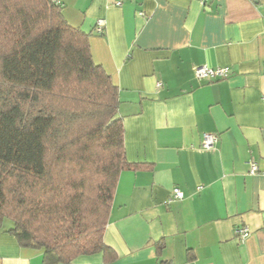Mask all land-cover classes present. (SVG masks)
I'll list each match as a JSON object with an SVG mask.
<instances>
[{
    "label": "crops",
    "instance_id": "obj_1",
    "mask_svg": "<svg viewBox=\"0 0 264 264\" xmlns=\"http://www.w3.org/2000/svg\"><path fill=\"white\" fill-rule=\"evenodd\" d=\"M57 1L118 88L127 161L146 166L119 176L107 264H264V0ZM199 66L228 75L199 80ZM204 133L218 139L209 151ZM10 227L0 264H43ZM74 264H104L103 255Z\"/></svg>",
    "mask_w": 264,
    "mask_h": 264
},
{
    "label": "trees",
    "instance_id": "obj_2",
    "mask_svg": "<svg viewBox=\"0 0 264 264\" xmlns=\"http://www.w3.org/2000/svg\"><path fill=\"white\" fill-rule=\"evenodd\" d=\"M57 0H0V231L43 264L101 253L129 163L118 88Z\"/></svg>",
    "mask_w": 264,
    "mask_h": 264
},
{
    "label": "built area",
    "instance_id": "obj_3",
    "mask_svg": "<svg viewBox=\"0 0 264 264\" xmlns=\"http://www.w3.org/2000/svg\"><path fill=\"white\" fill-rule=\"evenodd\" d=\"M201 3L204 4V0H200ZM56 3H59L58 1H55ZM120 5V3H119ZM105 26V21L100 19L96 23L95 31L97 33H101L103 31V28ZM194 76L196 79L199 80H222L225 79L228 75V70L226 68H208L206 66H199L194 68ZM218 139L217 136L211 133H204L202 136V144L201 148L203 150L209 151L211 150L214 145L217 143ZM259 170L255 164H250V174H255ZM174 198L175 199H182L183 198V192L179 189H175L174 192ZM237 235L240 240L245 239L248 236V229L247 228H239L237 230Z\"/></svg>",
    "mask_w": 264,
    "mask_h": 264
},
{
    "label": "rangeland",
    "instance_id": "obj_4",
    "mask_svg": "<svg viewBox=\"0 0 264 264\" xmlns=\"http://www.w3.org/2000/svg\"><path fill=\"white\" fill-rule=\"evenodd\" d=\"M4 225H6V226H8V225H9V226H10V225H11V222H9V221H6Z\"/></svg>",
    "mask_w": 264,
    "mask_h": 264
}]
</instances>
